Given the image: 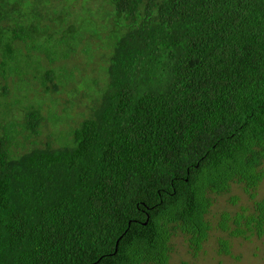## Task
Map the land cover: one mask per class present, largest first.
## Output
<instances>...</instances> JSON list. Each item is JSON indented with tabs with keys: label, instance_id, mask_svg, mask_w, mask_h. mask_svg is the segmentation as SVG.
Instances as JSON below:
<instances>
[{
	"label": "trees",
	"instance_id": "16d2710c",
	"mask_svg": "<svg viewBox=\"0 0 264 264\" xmlns=\"http://www.w3.org/2000/svg\"><path fill=\"white\" fill-rule=\"evenodd\" d=\"M42 4L0 0V264H172L179 236L203 250L235 186L254 206L217 228L264 238V0H109L92 34L105 80L57 144L38 140L36 96L56 126L55 95L87 93L70 90L78 45L50 52L73 29L58 36Z\"/></svg>",
	"mask_w": 264,
	"mask_h": 264
},
{
	"label": "rangeland",
	"instance_id": "374dc122",
	"mask_svg": "<svg viewBox=\"0 0 264 264\" xmlns=\"http://www.w3.org/2000/svg\"><path fill=\"white\" fill-rule=\"evenodd\" d=\"M40 1L43 3L42 6L44 11L47 13L48 19L54 22L53 29L55 31H59V33H54L59 36L61 33H67L71 28L73 29L71 32L73 35L74 32H76L74 37L72 35L69 37L70 39L68 38L69 40L62 42L64 45H58V42L61 39L57 38L58 36H55L56 39L53 44L58 46L50 52L53 55L56 53L60 54L78 45V53L75 56L73 55L72 59L66 62H68L71 66L78 68L80 72H82V76L81 79L78 78L76 82L71 85L70 90L75 89L76 86L82 82L81 86H79L80 90L81 92L86 91L85 93H87L84 95L82 93L76 101H74L73 97H70L65 93L55 95V98L58 99L56 104V114L63 116L64 111L69 110L68 114L64 116L65 120H60V124L56 126L53 122L48 120L50 117L48 115V110H51V108L53 109L54 106L49 100H47L45 93L40 91L39 95L36 96L44 101V115L47 119L41 130L42 135L38 138V140L46 142L50 139L57 144V136L55 135L56 132H62L63 134L67 131L69 132L72 128L78 126L84 118L91 114L88 109L91 106L89 102L91 100L90 97L93 96L94 92L97 93L99 91L101 83L105 80V63L101 60H103V54L107 53L104 49L98 50V47L100 46L96 43V41H99L95 39L96 37L98 38L97 34L99 30L102 29V27L104 28V25H106L103 21L107 20L108 17L111 16L112 11L109 7V0ZM28 4H30V1L27 3L26 9L29 8ZM81 33L83 34V38L81 37ZM93 33L96 34V37L92 36ZM80 39H82L81 42ZM66 44L68 45L66 46ZM100 45L102 46V43H100ZM86 46L87 51L83 52L82 50H84ZM90 50H92L91 53H89ZM37 86L38 84L36 83V87ZM34 93L30 95L31 99L27 103L28 105L33 104V100H35ZM71 101L74 103L73 108H71ZM18 116L21 118V115ZM52 119L55 121L53 117ZM73 119H76V124H72ZM56 123L58 124V121ZM231 196H237L240 198V202L237 206L230 204L229 201ZM214 198L215 204L208 217L214 227L209 241L204 245L203 250L199 254L195 255L190 251L185 238L181 236L175 238L173 240L174 254L172 264H264V238H253L250 241H246L241 238L234 239L217 228L220 217L224 212L228 211L235 213L245 207L252 209L254 206L253 201H251L243 190L237 186H235L230 196L227 195ZM257 200H264V183L258 190ZM222 239L230 241L232 251L231 256L220 254V241Z\"/></svg>",
	"mask_w": 264,
	"mask_h": 264
}]
</instances>
